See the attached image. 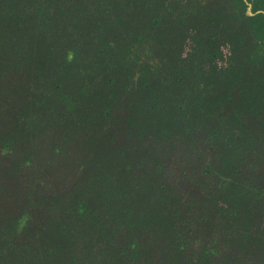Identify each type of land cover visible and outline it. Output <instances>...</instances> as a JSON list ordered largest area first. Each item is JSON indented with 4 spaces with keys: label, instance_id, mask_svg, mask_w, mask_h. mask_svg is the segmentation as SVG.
I'll use <instances>...</instances> for the list:
<instances>
[{
    "label": "trees",
    "instance_id": "1",
    "mask_svg": "<svg viewBox=\"0 0 264 264\" xmlns=\"http://www.w3.org/2000/svg\"><path fill=\"white\" fill-rule=\"evenodd\" d=\"M84 1L0 0V264H264V31L236 49L246 4ZM149 10L170 24L155 39L132 16ZM100 31L120 51L102 64ZM189 67L240 88L212 81L183 114L165 94Z\"/></svg>",
    "mask_w": 264,
    "mask_h": 264
},
{
    "label": "flooded vegetation",
    "instance_id": "2",
    "mask_svg": "<svg viewBox=\"0 0 264 264\" xmlns=\"http://www.w3.org/2000/svg\"><path fill=\"white\" fill-rule=\"evenodd\" d=\"M155 1V0H154ZM235 0H224V5L228 6V7H233L236 5V2L234 3ZM84 5H87L88 1H84ZM157 2H159V6H168V4L171 1L169 0H157ZM243 2L246 4V9L244 11V14L246 16H248V18L250 19L251 17L249 16V8H251L253 11L257 12V19L261 17V15H264V8L259 7V3L257 0H243ZM214 3V1H213ZM162 8V10L165 11V8ZM148 8V7H147ZM140 9V7H139ZM243 10H240V12H242ZM148 14H141L139 17L143 20V23L146 27V30L144 29V36L148 37L149 39H155L154 37L158 36V30H152V28L154 27H160V28H165L170 24H167L166 26L164 25V21L166 19V17L164 16H160V17H153L151 11H148ZM139 13V11H138ZM141 13V12H140ZM144 15V16H143ZM133 18H137L136 16H134V14L132 15ZM208 16V15H207ZM98 22L103 23L104 25H108L107 22H113V21H117V22H121V19H119V17L117 16V14H115V12L111 15V16H105V15H101V17H99V15H96ZM209 19H211V16H208ZM127 18V17H126ZM249 19H247V22H249ZM136 20V19H135ZM132 21L133 23L135 22ZM161 20V21H160ZM124 21V20H123ZM139 21V20H138ZM264 21V18L262 19L261 23ZM260 23V24H261ZM254 24H255V20H254ZM173 25V24H172ZM114 26V25H111ZM124 26V25H122ZM104 27V26H101ZM99 33V37L101 39V46L99 48L98 54H97V60L100 64L104 63L105 61L111 59L112 57H116L117 54H119L120 51L114 49V47H112V45L114 43L108 42L106 41V35L104 32H98ZM263 33V32H262ZM262 33L260 35H262ZM114 36H110L111 38L115 39L116 38V33H113ZM257 46V42L255 40V45L253 46L252 49V53L249 54V56H252L255 48ZM151 61V60H150ZM186 67V65H184ZM180 69L182 70L181 75H185L183 73V71L186 69L184 67H180ZM191 69L189 67L188 69V74L184 77L181 76V83L177 86L178 91L176 93H173V91L169 92V95L166 93L165 94V103H171L172 104V108H176L178 107L179 109H181L182 113H187V114H199L200 109H198V105L199 104H203L205 102L206 104V96H208L209 98H211L210 94L208 93V89H210L211 91H213V83L214 80L209 78V74L206 73V71H203L202 73H199L198 71ZM150 74V72H149ZM197 74V75H196ZM147 78H149L148 76H146ZM168 77H171V74L168 75ZM208 77V78H207ZM164 78L162 77L161 80H163ZM196 82L197 85V90L199 91H195V92H186L187 87L189 86V83H193ZM149 87H151V83L149 84ZM146 88L147 85H146ZM153 92V91H152ZM183 95V96H182ZM169 97L168 99L166 97ZM175 110V109H174ZM169 113L171 114L170 116H174L175 114L169 110ZM179 120V118H177ZM178 129V128H177ZM179 130V129H178ZM177 130V132H178ZM238 138V137H237ZM247 186V185H246ZM249 189V186H247ZM262 187H257L254 186L253 189L256 190H260Z\"/></svg>",
    "mask_w": 264,
    "mask_h": 264
},
{
    "label": "rangeland",
    "instance_id": "3",
    "mask_svg": "<svg viewBox=\"0 0 264 264\" xmlns=\"http://www.w3.org/2000/svg\"><path fill=\"white\" fill-rule=\"evenodd\" d=\"M171 1V0H170ZM209 2L212 3V0H208ZM218 2H220L222 5H224V0H216ZM1 3V2H0ZM87 5L89 6V4L87 3ZM95 6H98V2H97V5ZM84 7V6H83ZM250 12L249 16L251 17L249 19V22L246 24L245 22V26L243 28H241V26H243L244 24H236L237 27H240V29L243 31L242 35H243V43L239 44L237 46L236 49H238V47H242V51L244 52V54H247L249 55L250 53H252V49H253V46L255 45V36L256 35H260L263 31H264V21L260 24V26H256V24H254V20L257 18V12L253 11L251 8L248 9ZM100 11L101 9L100 8H97L96 11L92 12L90 14V18L92 19H97L96 15L99 14V17H101V14H100ZM84 14V12H83ZM117 16L119 17V19H121V21H127V13L124 12L122 9H120L119 12H117ZM141 14L140 13H136L134 14V16H136L137 18H135L136 20H139V22H141V18L139 17ZM199 16V15H198ZM199 17H202L203 19L205 18L204 15L202 16H199ZM80 24V23H78ZM143 24V23H142ZM234 27V26H233ZM224 38L221 39V44L224 43ZM238 55H241V52L239 51L238 52ZM214 86H215V90L218 89L219 91H221V97H223L224 95L226 94H229L231 93L233 90H234V87L237 88V90L240 88V85L238 84H234L232 82H230V79H223L222 81H217V80H214ZM183 96V95H182ZM142 98L144 99V96H142ZM177 118L173 117L170 121L169 119L167 120V123H166V130L167 131H171V130H177ZM255 126V125H254ZM256 128V127H255ZM251 128V134H250V139H248L246 142L249 144V145H253V144H256L257 140H258V133H259V127L258 128ZM233 189L237 191V193H241L244 191L250 193V190H248V187L244 184H233ZM239 190H241L240 192H238ZM238 197H240V195H238ZM241 199V197H240ZM244 202L243 200L241 199L240 200V208H242ZM240 216H243L245 215L244 214V211H239L238 212ZM245 224L244 223H237L236 221V224H233V227L234 228H242L244 227ZM83 250L82 249H78V252L81 253ZM102 264H109L108 262H101Z\"/></svg>",
    "mask_w": 264,
    "mask_h": 264
}]
</instances>
